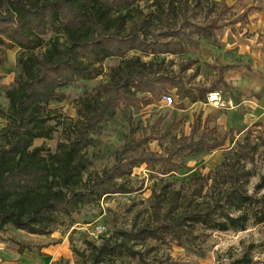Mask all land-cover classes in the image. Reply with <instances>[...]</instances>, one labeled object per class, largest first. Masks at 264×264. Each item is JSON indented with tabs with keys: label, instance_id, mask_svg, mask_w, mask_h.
Here are the masks:
<instances>
[{
	"label": "trees",
	"instance_id": "16d2710c",
	"mask_svg": "<svg viewBox=\"0 0 264 264\" xmlns=\"http://www.w3.org/2000/svg\"><path fill=\"white\" fill-rule=\"evenodd\" d=\"M134 2L0 0V66L7 64L6 49L19 48L14 82L4 89L7 106L0 107V118L5 122L0 129V229L12 227L31 234L51 233L50 226L61 215H72L104 194L127 192L115 179L129 175L134 167L145 164L152 169L160 162V172L169 174L186 166L172 158L182 153L196 158L223 144L203 137L193 139L198 119L188 136L177 137L172 133L179 123L173 115L163 131L171 136L165 156L157 158L143 150L127 155L134 145L124 146L116 153L112 166L84 179L92 160L82 149L98 142L89 133L102 132L105 124L130 119L132 108L139 109L142 102L149 103L142 101L138 93L147 92L159 98L162 93L171 94L175 90L181 99L196 102L205 100L211 91L199 88L194 93L181 78L160 74L162 61L154 69L152 61H142L138 56L124 58V55L131 50L154 54L182 52L184 44L193 43V34L214 37L217 19L207 25L197 24L187 15L186 1L169 0L167 5L159 2L146 19L136 23L134 16L141 11ZM222 6L225 9L219 16L228 9L225 3ZM213 10L211 5L208 12ZM178 15L182 16L179 25ZM129 21L132 23L128 28ZM48 32L53 35L45 41L42 36ZM110 57L123 59L110 67L107 81L80 98L81 117L74 123V136L58 141L54 151L45 143L33 146L37 138L52 139L63 124L60 120L53 122L55 111L51 107L52 103L66 98L61 88L78 78L100 75V63ZM153 137L150 133L143 140ZM250 145L247 134L240 148L230 152L212 172L210 177L214 183L218 182L212 201L203 199L210 177L193 174L195 187L190 194L179 190L161 194L153 210L154 223L120 231V236L102 237L99 243L86 241V249L72 250L75 264H127L118 262L122 258L144 261L145 253L134 249L130 242L148 238L165 240L169 236L186 247L195 227L240 231L249 222L264 223V194L256 196L245 190L251 173L241 156L249 152ZM263 186L264 176L257 184ZM53 264L69 262L61 257Z\"/></svg>",
	"mask_w": 264,
	"mask_h": 264
},
{
	"label": "rangeland",
	"instance_id": "374dc122",
	"mask_svg": "<svg viewBox=\"0 0 264 264\" xmlns=\"http://www.w3.org/2000/svg\"><path fill=\"white\" fill-rule=\"evenodd\" d=\"M183 1L187 2L189 7L187 15L190 16L191 21L207 25L213 19H217L214 37L204 38L193 34L191 36L193 43L184 44L182 52L154 54L150 51L144 53L140 50H131L124 55V58L138 56L142 61H152L154 69L157 63L162 61L159 68L160 74L181 78L184 85L194 93H197L199 88L219 90L220 101L217 104L208 103L207 99L193 102L188 98L181 99L176 95L175 90H172L170 93L174 96L173 103L164 105L161 96L157 98L147 92L138 93L142 101L149 103L142 102L139 109L132 108L130 119L120 121L118 124H105L102 132L89 133V137L97 139L98 142L82 149V152L92 160V164L84 174V179L112 166L116 153L124 146L134 145L133 149L126 152L127 155L143 150L157 158L165 156L171 136L164 135L163 131L173 115L179 123L172 133L177 137L188 136L193 122L198 119L199 124L192 138L220 140L223 144L196 158H191L186 153L172 158V161H183L186 166L169 174L160 172L162 168L160 162L156 163L152 169L145 164L136 166L129 175L115 179L116 183L123 185L127 192L104 194L82 206L78 212L58 217V221L50 226L51 233L54 235L51 240L57 244L65 237L67 246L58 259L63 257L69 264H75V255L72 250L86 249V241L99 243L102 237L115 234L120 236V231H131L147 223H154L153 210L164 191L172 193L179 190L181 193L190 194L195 187L191 176L197 174L210 177L230 152L240 148L247 134L251 139V145L249 152L241 156V161L245 163L251 174L245 184V190L248 194L256 196L264 194V186L257 187L261 177L264 176V71L255 73L243 67L246 61L242 58L243 54L239 52V43L236 39L237 33L243 32L247 12L251 10L245 7L244 12L241 13V4L245 2L236 0L231 8L219 16V13L225 9L222 6L225 3L224 0ZM159 2L167 5L169 0H135L134 6L141 11L134 16L136 23L146 19ZM211 5L214 6V10L208 12ZM131 23L129 21L126 24L128 28ZM181 23L182 16L178 15L177 25ZM52 35V32H48L42 37L47 41ZM243 35H249V30ZM149 37L152 38L153 35L149 34ZM61 41L64 39L61 38ZM18 53V47L5 50L8 61L4 66H0V107L7 106L4 89L14 82ZM122 59L107 58L100 63L102 69L100 75L91 79L78 78L73 83L62 87L61 90L66 94V98L52 103L51 107L55 111L53 122L60 120L63 124L58 126V131L52 139L37 138L33 141V146L45 143L54 151L58 141H66L73 137L74 123L81 117L80 98L88 96L99 84L107 81L110 67L118 64ZM156 123L158 124L154 127ZM4 125V120L0 118V129ZM150 133L154 137L144 141L143 137ZM217 186L218 182L214 183L210 177L203 191V199L212 201L218 191ZM231 212L234 215L238 214L236 211ZM87 223H93V226L102 225L105 230L96 236H91L82 229ZM20 233L22 232L12 227L0 229V241L13 242L21 239ZM190 241L186 247L177 244L169 236L165 240L148 238L137 243L130 242L134 249L145 253V260L122 258L118 262L127 264H264V223L249 222L246 229L240 231L206 230L195 227L190 235ZM147 249L150 250L147 251Z\"/></svg>",
	"mask_w": 264,
	"mask_h": 264
},
{
	"label": "crops",
	"instance_id": "0c3cea01",
	"mask_svg": "<svg viewBox=\"0 0 264 264\" xmlns=\"http://www.w3.org/2000/svg\"><path fill=\"white\" fill-rule=\"evenodd\" d=\"M235 1L224 0L228 8H231ZM244 2L241 4L240 12H244L245 7L251 11L247 12L248 19L245 20L243 32L236 35L239 52L246 61L243 67L249 68L251 72H262L264 71V0L250 2L244 0ZM248 30L249 35H243ZM19 232L24 233H20L21 239L13 242L0 241V264H53L67 247L65 237L60 243L54 244L51 240L53 233L31 234L24 230Z\"/></svg>",
	"mask_w": 264,
	"mask_h": 264
},
{
	"label": "built area",
	"instance_id": "2783aa9c",
	"mask_svg": "<svg viewBox=\"0 0 264 264\" xmlns=\"http://www.w3.org/2000/svg\"><path fill=\"white\" fill-rule=\"evenodd\" d=\"M206 99L208 103L217 104L221 99V92L219 90H211L206 94ZM174 96L172 94H162L161 101L164 105H171L173 103ZM90 227V229H88ZM86 230L91 236H96L105 230V227L102 225H94L93 223H87L82 228Z\"/></svg>",
	"mask_w": 264,
	"mask_h": 264
}]
</instances>
